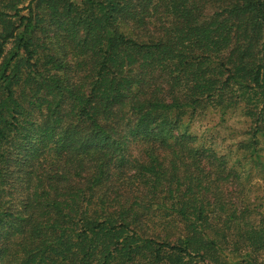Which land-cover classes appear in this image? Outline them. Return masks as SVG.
Segmentation results:
<instances>
[{
	"label": "trees",
	"instance_id": "trees-1",
	"mask_svg": "<svg viewBox=\"0 0 264 264\" xmlns=\"http://www.w3.org/2000/svg\"><path fill=\"white\" fill-rule=\"evenodd\" d=\"M257 167L264 0H0V264H264Z\"/></svg>",
	"mask_w": 264,
	"mask_h": 264
},
{
	"label": "rangeland",
	"instance_id": "rangeland-1",
	"mask_svg": "<svg viewBox=\"0 0 264 264\" xmlns=\"http://www.w3.org/2000/svg\"><path fill=\"white\" fill-rule=\"evenodd\" d=\"M246 124L239 117L222 119L207 113L195 120L191 129L203 136L206 142L213 144L218 151L228 152L233 149L235 142L246 137L240 135ZM260 169L257 167L253 170L250 186L253 193L264 195V171Z\"/></svg>",
	"mask_w": 264,
	"mask_h": 264
}]
</instances>
